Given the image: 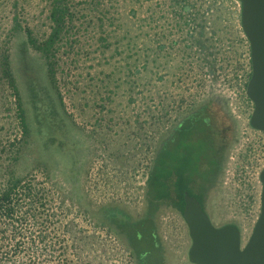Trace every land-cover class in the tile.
Segmentation results:
<instances>
[{"label":"rangeland","instance_id":"rangeland-1","mask_svg":"<svg viewBox=\"0 0 264 264\" xmlns=\"http://www.w3.org/2000/svg\"><path fill=\"white\" fill-rule=\"evenodd\" d=\"M241 11L239 0H0V194L16 179L44 187L40 205L34 190L23 213H0L2 264H136L126 223L144 219L162 141L204 103L224 109L233 136L207 210L247 243L264 132L250 123ZM155 220L157 264H195L182 212L163 205Z\"/></svg>","mask_w":264,"mask_h":264},{"label":"trees","instance_id":"trees-1","mask_svg":"<svg viewBox=\"0 0 264 264\" xmlns=\"http://www.w3.org/2000/svg\"><path fill=\"white\" fill-rule=\"evenodd\" d=\"M178 133L180 135L174 141H169L168 138L162 141L147 179L145 196L147 209L144 219L129 227L132 244L139 253L149 254L148 259H145L150 262L153 258V264H157L154 256L157 258L159 252L157 250L160 248L154 245L155 213L163 205H172L183 214L186 191L196 197L208 213L206 206L208 196L220 183L233 139L230 119L224 109L210 107L208 104L187 116ZM42 188L43 185L35 181L16 179L0 194V213L9 220L16 215L18 209L23 213V205L27 204L25 199L31 200L34 190H37L35 193L37 197L36 201L31 200L30 206L40 205L41 196H44L40 191ZM20 190L24 193L22 194ZM15 195L18 198L15 199ZM21 234L15 231L14 236ZM148 238L152 239V245L141 246L142 241H147ZM11 264L25 262L17 260Z\"/></svg>","mask_w":264,"mask_h":264},{"label":"water","instance_id":"water-1","mask_svg":"<svg viewBox=\"0 0 264 264\" xmlns=\"http://www.w3.org/2000/svg\"><path fill=\"white\" fill-rule=\"evenodd\" d=\"M241 22L251 47V75L246 93L254 104L251 125L264 132V0H239ZM261 210L245 245L236 224L216 226L200 201L185 192L183 215L189 225L192 245L190 259L195 264H264V169Z\"/></svg>","mask_w":264,"mask_h":264},{"label":"flooded vegetation","instance_id":"flooded-vegetation-1","mask_svg":"<svg viewBox=\"0 0 264 264\" xmlns=\"http://www.w3.org/2000/svg\"><path fill=\"white\" fill-rule=\"evenodd\" d=\"M205 104H208V106L211 107V104L210 103H204L203 105ZM202 105V106H203ZM200 106L198 109H196L195 111L191 112V113H195L197 111H199V109L202 107ZM191 113H189L188 115L184 116L176 125L173 126V128L171 129L169 135L167 136V138L169 139V141H174V139H176V137H178L180 135V133H178V129H180V126L182 125V122L183 120L189 116ZM125 218V217H124ZM125 220L128 222L130 219L129 218H125ZM137 221H134L133 223H126L127 225L129 224H132V225H135ZM130 226V225H129ZM126 234V233H125ZM129 237L131 236V234H127ZM154 238H155V247L159 248L160 247V244L158 242V239H157V234H156V229H155V235H154ZM131 250L133 251L135 257H136V264H153V258L151 259V261L149 262V260H146L148 259V255L149 254H143L142 252L139 253L138 249H136L134 246H131ZM139 254V255H138ZM155 257V256H154ZM146 258V259H145Z\"/></svg>","mask_w":264,"mask_h":264}]
</instances>
